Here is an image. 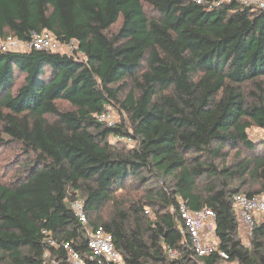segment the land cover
I'll return each mask as SVG.
<instances>
[{"label": "trees", "instance_id": "obj_1", "mask_svg": "<svg viewBox=\"0 0 264 264\" xmlns=\"http://www.w3.org/2000/svg\"><path fill=\"white\" fill-rule=\"evenodd\" d=\"M207 1L0 0V38L47 30L82 53L0 52V149L19 148L0 177V264H49L44 230L96 264L79 197L124 264H264V221L246 247L234 208L264 193V140L249 137L264 128V10ZM112 107L120 121H98ZM240 147L249 157L227 164ZM179 200L214 210L229 258L195 253Z\"/></svg>", "mask_w": 264, "mask_h": 264}, {"label": "built area", "instance_id": "obj_2", "mask_svg": "<svg viewBox=\"0 0 264 264\" xmlns=\"http://www.w3.org/2000/svg\"><path fill=\"white\" fill-rule=\"evenodd\" d=\"M198 3H206L207 0H195ZM222 1L215 0L214 5H221ZM231 2L232 0H226ZM240 3L255 9L264 10V0H237ZM45 50L52 52L66 53L74 57L81 56L78 52V43L76 40L71 42H62L51 31L35 32L29 41H23L17 36L8 35L0 38V52H25L29 50ZM98 121L107 126H115L117 119L112 109L102 111L97 115ZM125 141L129 145L134 143L132 138L117 135L112 141ZM71 208L81 221L87 233V246L91 262L96 264H124V258L121 252L114 244L113 234L104 226L90 227L89 218L85 209V200L81 197L71 203ZM234 208L238 219L239 234L243 239L244 245L250 247L254 235L256 223L264 221V193L254 196L238 193L234 197ZM177 211L182 220L181 230L190 236L192 247L198 256H207L219 253L221 257L227 259L229 254L225 250L219 249L220 238L217 233V219L213 209L202 207L198 209L191 208L184 200H179ZM146 214L154 219L155 214L150 208H146ZM46 234L48 247L45 251V257L49 259V264H64L63 259H51L52 249L63 250L68 264H87V258L70 242L59 241L50 235L48 230L43 231ZM169 253L173 258L178 257V252L170 248Z\"/></svg>", "mask_w": 264, "mask_h": 264}, {"label": "rangeland", "instance_id": "obj_3", "mask_svg": "<svg viewBox=\"0 0 264 264\" xmlns=\"http://www.w3.org/2000/svg\"><path fill=\"white\" fill-rule=\"evenodd\" d=\"M121 24V20L113 27L114 29H117ZM23 75L18 78L16 85L14 88L19 85L20 81L22 80ZM67 106V105H66ZM112 111L114 112L117 121H120V114L117 112V110L112 107ZM249 137L256 142H260L264 140V128H259V127H252L249 130ZM133 145V143H131ZM228 151V156L226 157V163L231 164L237 159L243 158V157H249L250 153L246 149H243L240 147L238 150H227ZM19 152V148L16 146H5L0 149V177L2 178H9L12 174V171L9 170L8 166L10 161L12 160V157ZM220 164H223L222 160L220 161ZM235 186H239V182H235ZM258 184L255 183L253 180H248L246 183L245 187L243 188L242 191H246L250 188H257ZM101 213L102 214H107L110 210L109 206L105 205L101 207ZM221 264H241L238 262H229V261H221Z\"/></svg>", "mask_w": 264, "mask_h": 264}]
</instances>
